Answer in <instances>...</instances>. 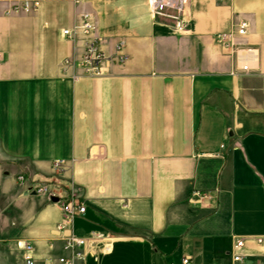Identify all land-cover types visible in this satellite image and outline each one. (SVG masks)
<instances>
[{
  "label": "crops",
  "instance_id": "1",
  "mask_svg": "<svg viewBox=\"0 0 264 264\" xmlns=\"http://www.w3.org/2000/svg\"><path fill=\"white\" fill-rule=\"evenodd\" d=\"M24 1L0 0V264H21L26 244L44 264L65 237L92 232L108 239L86 264H231L236 240L264 264V0H188L182 31L151 18L147 0L9 12ZM84 13L110 59L102 76L74 80L60 64L83 42L62 31ZM241 22L256 51L248 73L216 41ZM32 181L85 213L57 231L61 204Z\"/></svg>",
  "mask_w": 264,
  "mask_h": 264
},
{
  "label": "built area",
  "instance_id": "2",
  "mask_svg": "<svg viewBox=\"0 0 264 264\" xmlns=\"http://www.w3.org/2000/svg\"><path fill=\"white\" fill-rule=\"evenodd\" d=\"M188 0H147L148 11L151 18L156 21L169 20L172 27L177 31L186 28V6ZM38 2L35 0H25L21 4L14 5L9 12H29L32 7H36ZM247 23L241 22L233 33H224L217 36V43L222 47L229 49L235 58L241 62V70L244 73L250 72L249 59L256 57V51L246 45ZM62 35L66 38L79 37L83 42V52L80 59L71 58L64 59L60 66L64 74L70 73L74 80L86 77H100L103 75L105 62L110 59L101 49L99 39L96 35V24L91 14L84 13L81 15L79 23L73 28H66L62 31ZM113 61L119 65L127 61V55L124 53V42H120L116 46ZM65 161L56 160L53 168L56 174L64 171ZM18 180L25 182L27 178L24 174L18 176ZM31 190L37 195L54 197L55 190L58 185L49 182L32 181ZM63 212V220L57 226V231H64L72 224L75 217L85 213L86 208L78 202L75 196L65 195L59 196ZM108 236L101 232H92L88 237H80L70 234L64 238L63 254L57 257L49 258L44 264H86L88 256L96 254V249L102 245ZM261 240H258L260 242ZM244 246L243 240H236L231 252V264H263L249 262L248 258L241 253ZM21 264H37L32 255V246L26 244L23 248ZM175 264V263H166ZM179 264H196L192 258L185 256L181 258Z\"/></svg>",
  "mask_w": 264,
  "mask_h": 264
},
{
  "label": "water",
  "instance_id": "3",
  "mask_svg": "<svg viewBox=\"0 0 264 264\" xmlns=\"http://www.w3.org/2000/svg\"><path fill=\"white\" fill-rule=\"evenodd\" d=\"M51 200H52L53 202H58V201H59V199H58L57 197H51Z\"/></svg>",
  "mask_w": 264,
  "mask_h": 264
}]
</instances>
